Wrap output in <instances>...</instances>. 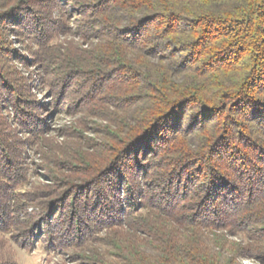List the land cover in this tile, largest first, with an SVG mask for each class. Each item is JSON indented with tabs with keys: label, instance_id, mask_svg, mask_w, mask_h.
Listing matches in <instances>:
<instances>
[{
	"label": "trees",
	"instance_id": "16d2710c",
	"mask_svg": "<svg viewBox=\"0 0 264 264\" xmlns=\"http://www.w3.org/2000/svg\"><path fill=\"white\" fill-rule=\"evenodd\" d=\"M93 9L99 19L90 21V26L106 40L107 49L115 50L117 60L113 63L134 75L140 73L149 83L139 88L134 80L129 85L128 77L124 81L129 86L120 88L127 92L148 90L153 95H140L125 110L130 113L124 130L128 137L114 148L118 156L107 158L106 167L113 170L101 176L103 181L99 178L102 189L96 190L95 201L75 196L70 213L63 212L65 218L58 205L59 229L83 238L92 231L83 214L114 220L126 212L124 207L128 210L140 204L139 196L141 200L148 197L149 204L139 206L147 208L146 214L133 218L130 224H137L157 244V257L141 255V245L146 246L147 239L134 245L130 241L135 238L128 237L126 248L136 247L133 252L139 253L138 264H240L246 257L264 262V153H257L256 144L246 140L244 133L241 137L249 150H239L231 142L229 123L207 125L220 112L211 104L217 99L222 102L227 84L215 80L203 84L214 67H227L224 65L235 60L232 54L246 52L244 58L252 62V70L227 96L232 100L231 110L254 117L255 108L264 107V102L255 99L259 87L264 88V0H99ZM123 21L130 26L119 28ZM180 76L182 80L177 79ZM189 109L197 115L183 127ZM260 114L264 116L263 110ZM198 115L203 116L201 121ZM119 118L117 126L121 125ZM178 133L183 136L179 141L157 151L158 143L165 144L169 135ZM202 133L208 137H199ZM193 134L195 137H187ZM207 152L211 156L202 162ZM145 153L150 159L141 162ZM161 153V160L146 167ZM141 176L148 191L140 188ZM120 182L126 188L125 197L114 196L120 192ZM115 185L117 188H112ZM111 195L118 203L106 205ZM2 211L1 224L7 209H0V215ZM6 222L14 228L13 220ZM230 235L244 241L229 240ZM211 243L219 250L210 247Z\"/></svg>",
	"mask_w": 264,
	"mask_h": 264
},
{
	"label": "rangeland",
	"instance_id": "374dc122",
	"mask_svg": "<svg viewBox=\"0 0 264 264\" xmlns=\"http://www.w3.org/2000/svg\"><path fill=\"white\" fill-rule=\"evenodd\" d=\"M98 1L0 0V209H7V216L0 223V264H97L98 260L100 264H138L139 253L133 252L136 247L126 248L128 237L135 238L129 240L134 245L147 239L148 244L141 245V255L145 259L147 255L157 257V244L137 224H130L133 218L146 214L147 208L139 206L148 205V197L141 200L139 196L140 204L128 210L124 207L126 212L114 220L83 214L92 228L83 238L59 229L62 220L56 211L58 205L61 204L63 216L70 213L76 197L95 201L96 190L102 189L101 176L113 170L106 167L107 158L117 157L114 148L128 137L124 130L130 113L125 110L140 95H153L148 90L123 91L133 84L132 80L139 88L149 83L139 77L140 73L134 75L127 67L113 63L117 60L115 50L107 49L106 40L90 26V21L99 19L93 9ZM128 26L126 21L118 24L121 29ZM245 54H232V63L223 64L227 67L217 65L204 77V86L212 80L227 84L223 89L226 97L211 104L220 111L217 118L209 122L206 118L205 122L208 126H214L215 121H220V126L231 124L227 126L232 130V144L239 150H249L241 137L244 133L246 140L256 144L257 153H264V121L253 119L264 120L260 114L264 107L255 108L254 117L243 115L231 110L232 100L227 97L247 80L252 70V62L248 63ZM128 77L126 85L124 80ZM177 79L182 80L183 76ZM261 88L255 99L262 103ZM192 110L185 113L183 127L197 115ZM119 117L121 125L117 126ZM202 118L198 115V121ZM183 136L169 135L165 144L158 143L157 151L165 150ZM199 137L205 139L208 134ZM162 154H157L146 167H153L154 160H161ZM205 154L202 162L211 156L209 152ZM148 155H142L141 162L149 160ZM212 158L216 156L212 154ZM139 179L140 188L148 191L144 177ZM121 186L122 182L120 192L116 190L114 196H126V188ZM105 191L109 195L108 187ZM109 200L106 205L118 203L112 195ZM76 203L78 208L79 202ZM7 219L13 220L14 228L9 227ZM208 235L212 238V234ZM229 240L244 241L234 235ZM213 248L219 250L217 246ZM240 264L264 262L246 257L240 259Z\"/></svg>",
	"mask_w": 264,
	"mask_h": 264
}]
</instances>
